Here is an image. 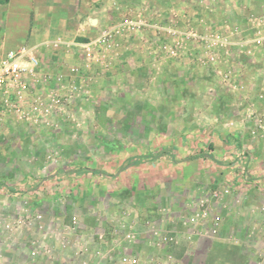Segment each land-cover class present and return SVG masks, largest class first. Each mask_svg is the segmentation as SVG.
<instances>
[{
    "label": "rangeland",
    "instance_id": "rangeland-1",
    "mask_svg": "<svg viewBox=\"0 0 264 264\" xmlns=\"http://www.w3.org/2000/svg\"><path fill=\"white\" fill-rule=\"evenodd\" d=\"M127 18L133 20L135 15L130 13ZM148 26L147 23L141 27ZM117 28L115 44L117 37L126 35L127 30L140 32L139 26L132 28L124 22ZM182 43L186 48L182 49ZM172 45L180 48L177 56L159 48L160 58L168 61V66L145 67L138 81L126 82V86L121 81L108 82L106 89L98 92L90 89L94 83H85L66 112L50 116V125L8 118L0 129V186L18 189L36 179L72 171L80 174L76 178V183L82 184L79 196L94 199L99 189L110 191L117 186L124 187L123 198H130L134 191L137 195L141 193L139 198L147 195L164 198L167 193L179 200L184 193L197 195L218 188L214 177L220 170L212 159L225 147V137L234 136L235 131L241 134L240 141L247 139L239 149L245 155L252 154L255 160L252 165H261L264 170V163L253 155L255 148L264 152V136L256 129L254 120L255 115L264 119V111L255 106L264 96L251 101L247 96L263 85L261 52L241 56L237 52L234 56L232 46L221 49L218 63L210 64L199 60V52L192 43L178 40ZM169 59L176 60V65ZM247 61L245 67L239 64ZM224 71L241 72L242 78H248L242 82L249 90L240 92L222 81L220 73ZM149 73L155 76L153 90ZM261 107L264 108V103ZM239 126L242 128L233 130ZM257 138L263 141L260 147L245 145ZM212 139H221L222 143L216 145ZM184 158L183 166L179 162ZM197 158L205 177L197 179L189 174L183 177L184 172L191 173L189 161ZM127 166L129 170L115 180L102 173L113 174ZM4 194L1 190V199Z\"/></svg>",
    "mask_w": 264,
    "mask_h": 264
},
{
    "label": "crops",
    "instance_id": "crops-1",
    "mask_svg": "<svg viewBox=\"0 0 264 264\" xmlns=\"http://www.w3.org/2000/svg\"><path fill=\"white\" fill-rule=\"evenodd\" d=\"M130 13L135 15V19L144 18L149 26L139 27L138 33H130L133 31L127 30L124 35L126 37L123 35L117 37V45L115 44L116 47L113 46L111 50L104 51L102 46L94 47L96 56L98 55L100 59L86 68L87 61L83 59L85 53L80 43L97 39L104 28L122 25L124 18L126 19ZM251 13L264 14V0H0V58L8 49L18 48L24 44L37 45L45 66H48L52 73L67 75L71 66L79 65L84 69L80 77L82 85L94 83L90 89L92 92H98L99 89H106L105 83L108 82L121 81L122 86H126V82L138 81L142 75L140 71L145 67L157 64L168 66V61L160 58L159 48H162L160 45L164 42L176 44L179 39L174 38L165 29H158L156 25L194 29L201 33L219 32L226 34L236 43L238 37L231 35L233 27L240 26L238 28L243 30L251 27L252 22L249 20ZM212 22L213 24H210ZM210 27L212 29H209ZM187 42L184 41L185 44ZM181 46L182 49L186 48L183 43ZM232 50L236 56L238 49L235 45ZM255 51L261 52L264 64V47H256ZM233 58L234 61L237 60L236 57ZM169 61L175 64L176 60ZM261 69L260 81L263 80L261 81L263 85L260 89L250 91L247 95L250 101L254 97L258 99L259 95L264 96V66ZM149 76L152 82L150 90H153L155 76L153 73H149ZM242 77L241 79L248 80ZM263 103L264 100L255 103L261 112L264 111L261 107ZM239 128L242 127L233 130ZM241 133H244V129ZM233 134L234 136L228 134L225 137L227 138L225 147L212 159L216 169L220 170L218 176L214 177L217 178L215 185L218 188L230 189V193L224 196L221 203L223 220L218 235L213 239L201 237L188 241L181 234V237L177 238V243L169 249L160 251L162 254L166 251L173 252L181 264H264V170H261V165H252L255 161L252 154L245 155L242 149H239V145H243L242 142L246 138L243 137V141H240L241 134L236 131ZM181 138L183 141V137ZM219 141L211 140L216 145L222 143ZM261 142L257 138L251 143L245 142V145L250 148L260 147ZM256 151L255 148L253 155L256 160L264 163V152ZM198 160L199 158L189 161L191 173L186 171L183 177L188 174L189 177L197 179L205 177L204 171L198 166ZM207 160L211 161L209 158ZM184 161L185 158L179 163L184 166ZM128 167L126 169L120 167L113 174L102 173L107 178L115 180L129 170ZM222 167H225L223 172ZM79 176L80 174L72 171L59 172L58 176L43 177L27 184L25 187L29 188L41 182L43 189L42 197L34 200L33 207L40 209L46 205L54 206L57 213L63 209L66 215L64 214L62 218L66 221L70 213L77 210L82 218L93 226L95 217L92 209H97L106 216H114L119 213V207L126 204L131 208V219L137 217L143 219L156 217L160 207H171L175 211H180L184 203L195 196L190 192L181 194L179 200H176L175 195L167 193L163 194L164 198L151 196L149 198L148 195L139 198L141 193L137 195L132 191L133 196L123 198L124 187L116 186L110 191L99 189L97 195L92 196L94 199H91L79 196L81 194L79 187H82V184L76 183ZM61 198H64L65 202ZM170 226L172 225L169 224ZM177 229L185 233L182 225L179 224ZM32 237L25 230L13 233L3 249L5 262L9 264L20 261L22 264H31L23 257L30 247L29 240ZM138 247L143 249L145 255L159 250L147 242L140 243ZM59 255L61 257V254ZM93 262L98 263L95 258ZM45 264H63V261L60 258L55 263Z\"/></svg>",
    "mask_w": 264,
    "mask_h": 264
},
{
    "label": "built area",
    "instance_id": "built-area-1",
    "mask_svg": "<svg viewBox=\"0 0 264 264\" xmlns=\"http://www.w3.org/2000/svg\"><path fill=\"white\" fill-rule=\"evenodd\" d=\"M251 27L243 30L233 27L231 35H236V43L219 32L201 33L194 29H179L174 26L156 25L165 29L180 41H188L199 52V60L210 64L218 63L220 50L237 47L238 55L254 53L256 47H264V14L249 15ZM129 27L146 26L142 19L124 20ZM155 26V25H154ZM119 33L116 26L104 28L100 36L90 42L80 43L84 50L83 59L86 68L99 61L94 47L102 46L104 51L115 45ZM58 43L56 44V46ZM162 49L177 56L179 47L170 43L160 45ZM243 67L248 64L241 62ZM41 58L37 45L24 44L18 48L8 49L0 58V129L8 118L16 117L21 121L36 125H50L51 115L66 112L67 106L81 94V74L79 65L69 68L67 75L52 73ZM221 80L232 88L245 92L249 90L242 82L241 72H221ZM78 96V97H77ZM255 126L264 136V119L255 115ZM5 194L0 200V263L4 262L3 249L7 239L16 231L25 230L33 237L30 247L24 253V260L31 264L55 263L60 258L63 264H181L173 252L160 251L169 249L177 243L178 236L192 241L195 238H215L222 223L221 203L230 189H207L184 203L183 209L175 211L171 207H160L156 217H137L131 219V208L123 204L119 213L106 216L97 209H92L95 223L90 226L79 211H72L66 221L62 216L65 210L56 212L54 206L46 205L35 208V199L41 198V182L35 186L18 187L9 190L0 186ZM65 202L64 198H61ZM169 224L172 225L169 227ZM184 227L185 233L179 232L178 225ZM142 242L155 245L159 250L145 255L138 245ZM71 252H68L70 251ZM61 254V257L60 255ZM44 261V262H43ZM9 264H22L15 261Z\"/></svg>",
    "mask_w": 264,
    "mask_h": 264
},
{
    "label": "water",
    "instance_id": "water-1",
    "mask_svg": "<svg viewBox=\"0 0 264 264\" xmlns=\"http://www.w3.org/2000/svg\"><path fill=\"white\" fill-rule=\"evenodd\" d=\"M93 23H95V21Z\"/></svg>",
    "mask_w": 264,
    "mask_h": 264
}]
</instances>
